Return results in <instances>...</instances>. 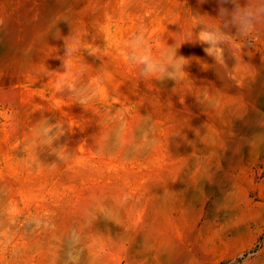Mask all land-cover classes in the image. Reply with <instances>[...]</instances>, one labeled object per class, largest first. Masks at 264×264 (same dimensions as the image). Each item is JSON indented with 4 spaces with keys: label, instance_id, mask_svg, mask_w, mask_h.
Listing matches in <instances>:
<instances>
[{
    "label": "rangeland",
    "instance_id": "rangeland-1",
    "mask_svg": "<svg viewBox=\"0 0 264 264\" xmlns=\"http://www.w3.org/2000/svg\"><path fill=\"white\" fill-rule=\"evenodd\" d=\"M185 4L206 20L221 7L0 0V264H67L74 249L78 264H264V29L237 56L242 87L209 66L207 45L183 43V103L174 80L140 81L126 58L138 31L152 51L174 44L167 23L187 19ZM61 13L69 24L54 29ZM72 31L93 89L84 107L56 83ZM224 59L235 66L228 48ZM41 118L66 122L53 146L68 156L25 149Z\"/></svg>",
    "mask_w": 264,
    "mask_h": 264
},
{
    "label": "clouds",
    "instance_id": "clouds-1",
    "mask_svg": "<svg viewBox=\"0 0 264 264\" xmlns=\"http://www.w3.org/2000/svg\"><path fill=\"white\" fill-rule=\"evenodd\" d=\"M206 0H199V3H205ZM221 5L218 15L206 20L205 14L194 12L192 9L185 7L188 10L185 13L187 19L172 20L167 24H178L180 31L170 36L175 43L169 45L164 41L158 49L152 51L144 38L142 31L132 34L127 43V60L136 70L140 81L150 82L163 81L171 79L176 82L174 92H179L181 103H183V94L188 92L187 80L184 70L189 64V59L177 54L179 47L185 43H199L207 45L204 47V52L214 58L215 64L209 65L215 67L218 76L221 75L230 80L236 87L243 86V78L238 70L237 56L241 59V50L251 42L256 49L257 45L250 39L254 34L259 33L264 29V0H217ZM225 3H231L233 8L231 11L223 7ZM65 21L69 24V19L66 13H61L53 18L52 26L57 29V25ZM183 24V27L181 26ZM202 26L200 31H195L197 26ZM236 28V34L232 35L228 30L230 27ZM53 35L54 32H53ZM57 37V36H56ZM60 37V36H59ZM64 39L65 54L63 60V72H57L60 75L56 78V83L60 92L67 90L70 94L66 97L84 107L93 99V89L84 79L88 65L78 59L82 52L83 39L72 31ZM236 41H243V45L236 46ZM225 48L231 50L232 56L236 60L233 68L229 69L225 63L224 51ZM90 54V49L88 50ZM204 67V64H202ZM149 114L143 115L140 123L150 122ZM66 122L57 120L55 123H49L48 118L39 119L32 130L30 139L25 144L26 150L42 149L47 147L54 152L59 159L68 156L66 146L53 145L64 134ZM111 219V217H106ZM76 237L73 236L71 244L76 243ZM78 249L70 250L67 255V264H78Z\"/></svg>",
    "mask_w": 264,
    "mask_h": 264
}]
</instances>
